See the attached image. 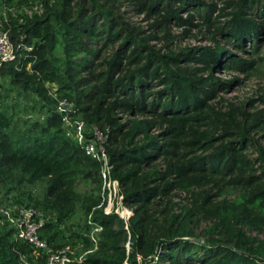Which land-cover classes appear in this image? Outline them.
Instances as JSON below:
<instances>
[{"label": "trees", "instance_id": "trees-1", "mask_svg": "<svg viewBox=\"0 0 264 264\" xmlns=\"http://www.w3.org/2000/svg\"><path fill=\"white\" fill-rule=\"evenodd\" d=\"M31 1L42 4L41 14L5 24L15 56L0 63V75L23 102L35 96L29 109L45 110L21 127L0 109V190L46 181L42 201L26 205L54 215L40 235L69 241L60 246L88 243L84 235L60 236L58 224L79 209L93 212L101 239L82 264H264V145L252 135L264 129V109L213 102L231 82L215 69L253 66L236 51L258 53L264 0ZM122 3L151 19V34L123 20ZM171 26L180 34L171 35ZM202 27L213 30L211 45L162 51L150 44L196 36ZM62 98L70 115L108 130L127 221L104 213L100 164L66 134L54 110ZM13 233L0 229V264H37L35 246Z\"/></svg>", "mask_w": 264, "mask_h": 264}, {"label": "rangeland", "instance_id": "rangeland-1", "mask_svg": "<svg viewBox=\"0 0 264 264\" xmlns=\"http://www.w3.org/2000/svg\"><path fill=\"white\" fill-rule=\"evenodd\" d=\"M38 1L31 0H12V2L4 3L0 6V31L6 30L5 24L8 23L11 19L16 21V23H22L25 18L32 16L34 13H37ZM218 6H222V3H219ZM119 15L122 16L123 20L131 26H136L141 29L145 35L152 33V30L149 26L151 19L147 18L144 13H137L134 8L127 3H122L119 6ZM223 20V18L221 19ZM213 30L207 31L203 27L201 29H196L194 34L196 36L188 37H176L172 39H152L150 44L156 48L165 51L168 46L174 50H178L183 47H195V46H204L211 45L213 39L211 37ZM171 35L180 34V29L171 26L170 27ZM162 35L161 33H157ZM114 48L109 46L102 50L101 56L110 55ZM62 49L60 45H57L55 49V55L57 57H62ZM236 53L243 59L247 61H254L253 66L248 70L240 69H215L214 73L216 77L223 81L230 80L231 82L226 85L224 88L220 89L217 92V95L214 97L213 102H217L219 106L226 109L229 104H232L237 107H243L249 112H256L261 109H264V35L261 38V41L258 45V53H253L249 51L248 48H245V51H236ZM0 85H1V96H0V109H4L7 114L12 116L13 122L18 123V126L23 127L22 119L24 118H41L43 111L34 112L29 109V101L35 98L31 93H28L25 101L23 102L22 94L18 95V90L15 87L9 85V77L0 75ZM126 119V116H123L122 121ZM26 124L24 125V127ZM66 134L74 139L73 133L66 129ZM260 144L264 145V129L257 128L252 133ZM252 150V149H250ZM253 157H257V153L252 150ZM90 187L89 184H81L79 186L80 190H87ZM46 181H38L33 185H26L18 190H14L8 194H5L0 190L2 196V204L5 207H13L18 204L32 203L33 201L41 202L45 194ZM25 192H22L24 191ZM22 192L23 194H20ZM19 195L17 200L16 196ZM184 198V195L180 193L174 200L178 198ZM40 208V207H39ZM93 223H97L93 220V212L89 214H84L80 209L76 211L75 215L70 219L63 221L58 224V231L60 236H68L71 233H76L83 236L88 233L90 229L94 226ZM205 226L202 223V227ZM9 228L6 224L0 221V229ZM102 232V231H101ZM101 232L96 233L93 239L88 238V243L83 245L81 249V254L83 259L80 263L82 264L84 260L88 257L89 254L93 253L97 249L98 242L101 239ZM256 235L255 232L251 233ZM72 241V239H71ZM66 239L58 240V242L53 241L55 247H60L59 244L67 243ZM37 264H42V261L38 260Z\"/></svg>", "mask_w": 264, "mask_h": 264}, {"label": "built area", "instance_id": "built-area-1", "mask_svg": "<svg viewBox=\"0 0 264 264\" xmlns=\"http://www.w3.org/2000/svg\"><path fill=\"white\" fill-rule=\"evenodd\" d=\"M37 14L42 13V4L37 5ZM15 56V48L7 30L0 31V63L9 61ZM72 104L67 99H59L54 110L62 115L64 127L73 133L76 142L100 164L101 195L103 211L106 214L116 213L127 221L131 208L124 203V195L119 181L112 176L113 165L110 163V154L107 151L108 130H102L97 125H89L80 117L70 115ZM0 221L12 228L15 239L32 243L35 262L43 259L42 264H74L83 259L81 249L83 243L64 244L55 247L52 240L40 235L41 229L50 222H55L54 215L39 207L18 204L5 207L0 194ZM92 229L84 236L93 239L96 233L102 231V226L93 223ZM129 247V243H126ZM23 264H28L22 259Z\"/></svg>", "mask_w": 264, "mask_h": 264}, {"label": "water", "instance_id": "water-1", "mask_svg": "<svg viewBox=\"0 0 264 264\" xmlns=\"http://www.w3.org/2000/svg\"><path fill=\"white\" fill-rule=\"evenodd\" d=\"M110 163H112V157L110 156ZM198 242L200 241L199 238L196 239Z\"/></svg>", "mask_w": 264, "mask_h": 264}]
</instances>
